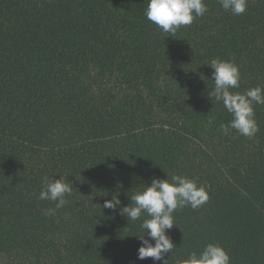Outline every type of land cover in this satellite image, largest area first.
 <instances>
[{"label":"trees","instance_id":"obj_1","mask_svg":"<svg viewBox=\"0 0 264 264\" xmlns=\"http://www.w3.org/2000/svg\"><path fill=\"white\" fill-rule=\"evenodd\" d=\"M205 3L172 36L147 0H0V264H160L137 258L142 220L120 209L173 174L209 199L174 213L169 264L208 243L264 264V104L255 137L226 136L231 114L208 94L215 58L239 66L233 92L264 89V0L239 16ZM46 176L73 187L54 215Z\"/></svg>","mask_w":264,"mask_h":264},{"label":"clouds","instance_id":"obj_2","mask_svg":"<svg viewBox=\"0 0 264 264\" xmlns=\"http://www.w3.org/2000/svg\"><path fill=\"white\" fill-rule=\"evenodd\" d=\"M247 2L248 0H218L225 12L237 16L246 12ZM207 11L205 0H147L144 15L161 31L175 36L179 28L191 25ZM208 65L213 69L210 80L214 81V88L208 94L222 103L232 117L227 124L220 125V131L227 136L230 129H234L250 139L255 137L259 127L255 120L254 105L264 104V89L257 86L243 93L233 92L232 89L240 87L239 66L220 58L212 59ZM213 123V118L209 117L207 125ZM72 188V184L63 177L53 180L46 176L42 179V190L38 198L56 202L55 208L49 209L47 215H54L56 210L68 203L67 197L71 196ZM208 199L204 186L185 175L173 174L171 179L168 176L166 179L153 177L150 185L144 184L130 196L131 203L120 209L128 221L142 220L140 228L143 234L137 236L141 241L137 258H152L154 262L169 264L166 256L175 247L168 234V230L175 225L174 213L186 206L196 209ZM120 205L119 196L113 194L111 200L104 201L103 208L115 211ZM172 264H230V257L222 246L208 243L200 252L192 251L186 257H177Z\"/></svg>","mask_w":264,"mask_h":264}]
</instances>
